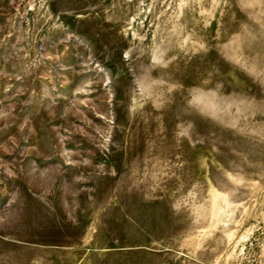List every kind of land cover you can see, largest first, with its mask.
I'll use <instances>...</instances> for the list:
<instances>
[{"label":"rangeland","instance_id":"rangeland-1","mask_svg":"<svg viewBox=\"0 0 264 264\" xmlns=\"http://www.w3.org/2000/svg\"><path fill=\"white\" fill-rule=\"evenodd\" d=\"M0 264H264V0H0Z\"/></svg>","mask_w":264,"mask_h":264}]
</instances>
